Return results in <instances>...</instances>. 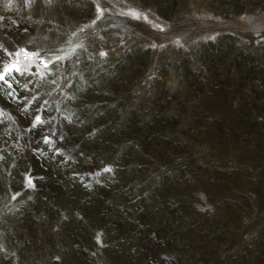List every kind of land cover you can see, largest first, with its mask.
Listing matches in <instances>:
<instances>
[{
  "label": "rangeland",
  "instance_id": "374dc122",
  "mask_svg": "<svg viewBox=\"0 0 264 264\" xmlns=\"http://www.w3.org/2000/svg\"><path fill=\"white\" fill-rule=\"evenodd\" d=\"M0 46V264H264V0H0Z\"/></svg>",
  "mask_w": 264,
  "mask_h": 264
},
{
  "label": "snow or ice",
  "instance_id": "6c2138e0",
  "mask_svg": "<svg viewBox=\"0 0 264 264\" xmlns=\"http://www.w3.org/2000/svg\"><path fill=\"white\" fill-rule=\"evenodd\" d=\"M27 3H31L32 0H26ZM53 2V0H46V3H49L51 4ZM98 11H101L98 7ZM133 15H136L135 13H132ZM156 27H159V25H156ZM81 45H77V47H80ZM2 47V46H0ZM16 55H19V53H17ZM25 55L27 56V53H25ZM99 55L101 57H104L107 55L106 52H100ZM56 59H62V57H56ZM18 62H15V63H12V64H7V65H2L0 66V81H3L4 84H7L9 88H11V83L9 82V80L7 79V77L11 76V73L13 71H16V72H20L21 69L17 66ZM45 67H47V64H45ZM43 121L41 120V117L38 115L35 117V124H40L42 123ZM34 124V126H35ZM45 142H48L47 140ZM104 171H111L110 168H105ZM28 186L29 187H32V181L31 179L28 180ZM13 199H15V197H13ZM98 239V242H99V238ZM0 250H3V245L0 244ZM57 260H59V257H56Z\"/></svg>",
  "mask_w": 264,
  "mask_h": 264
}]
</instances>
